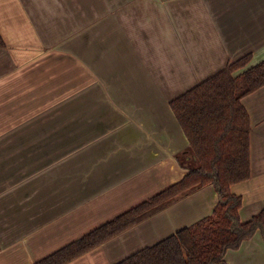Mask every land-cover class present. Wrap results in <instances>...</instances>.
I'll use <instances>...</instances> for the list:
<instances>
[{"label": "crops", "instance_id": "1", "mask_svg": "<svg viewBox=\"0 0 264 264\" xmlns=\"http://www.w3.org/2000/svg\"><path fill=\"white\" fill-rule=\"evenodd\" d=\"M0 36V264H34L184 177L170 101L264 59V0H0ZM243 103L246 222L264 209V85ZM216 203L207 185L66 264H114ZM226 258L264 264L260 232Z\"/></svg>", "mask_w": 264, "mask_h": 264}, {"label": "trees", "instance_id": "2", "mask_svg": "<svg viewBox=\"0 0 264 264\" xmlns=\"http://www.w3.org/2000/svg\"><path fill=\"white\" fill-rule=\"evenodd\" d=\"M250 61V54L230 61L170 101L193 159L183 178L34 264H66L207 185L217 193L210 214L114 264H228L229 250L258 231L264 240V209L242 221L243 197L231 189L251 176V119L243 98L264 85V59ZM176 156L184 164L183 152Z\"/></svg>", "mask_w": 264, "mask_h": 264}, {"label": "rangeland", "instance_id": "3", "mask_svg": "<svg viewBox=\"0 0 264 264\" xmlns=\"http://www.w3.org/2000/svg\"><path fill=\"white\" fill-rule=\"evenodd\" d=\"M186 154H184V156H185Z\"/></svg>", "mask_w": 264, "mask_h": 264}]
</instances>
